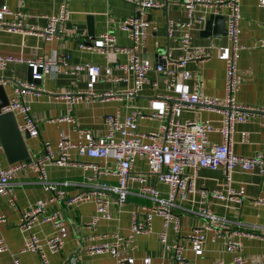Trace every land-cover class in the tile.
<instances>
[{
  "label": "crops",
  "instance_id": "1",
  "mask_svg": "<svg viewBox=\"0 0 264 264\" xmlns=\"http://www.w3.org/2000/svg\"><path fill=\"white\" fill-rule=\"evenodd\" d=\"M159 8H149L142 12V18L149 22L143 46L139 49L140 55L150 62H155L163 52H169L172 59L180 55L179 31L174 38L166 36V19L177 23L185 21L183 0H158ZM11 10H22L26 14L24 27L31 25L42 26L45 23L44 15L56 14L60 4H64L67 18L64 21L62 33L58 38L44 41L36 34L23 35L22 32H8L0 29V55L10 54L25 59L38 55L48 56L56 53L68 54L69 64L89 62L100 68L113 66L116 62H124V53L112 51L107 55L91 52L87 48H79L81 43L89 45L92 37L110 31L117 46H128L130 40L127 33L119 28V22L133 11L132 5L123 0H0ZM239 19L237 23L238 42L240 48L236 52V87L234 97L236 102L256 107H264V48L258 46V40L264 38V0H238ZM225 9H220L224 16ZM210 14L207 15V18ZM8 18V17H6ZM204 24L195 25L189 31V39L193 45L203 48L202 61H189L185 68L191 73H197L202 79L200 87L202 93L210 98H221L224 94V58L228 52V44L220 34L213 33L212 29L220 26L212 23L210 30L204 32ZM224 26V23H223ZM91 31V34H88ZM27 68L21 62H10L0 76L8 79L2 87L3 96L7 101L12 95V80L20 79L28 82ZM121 73L112 69L106 77L102 72L90 76L86 72L75 74L50 73L41 80L30 81L33 88L23 93L22 97L29 106L30 114L36 124L37 135L23 139L30 159L37 158L42 152V142L48 141L52 149L57 148L60 135H67L73 143L86 142L87 135L99 138L106 132L104 117L116 114L119 120L133 109H139L143 118L136 121V130L145 132L154 130L159 121L152 115L160 106L161 95H175L177 90H190L193 79L178 80L174 88L165 87V77L153 70L147 72V83L136 94H128L131 88V77L114 80ZM153 85H152V83ZM41 89V90H40ZM65 91L73 96L76 93H85L84 99L76 100L72 104L71 112L67 111ZM100 95L92 97L90 95ZM72 118V122L65 119ZM15 120L19 116L14 114ZM220 114L213 109H197L182 107L179 115L181 121L185 119L206 122L214 127L220 124ZM117 136V135H116ZM209 142H218L217 132L207 135ZM264 116L258 115L254 119L246 120L234 125L231 150L236 155L250 156L263 145ZM70 160L80 163H94L101 169L109 171L113 167L110 158H92L80 155L75 149L70 150ZM0 164L6 167L4 152L0 147ZM131 171L145 177V183L154 186L161 194L167 186L147 175V166L143 159L136 158ZM46 176L50 181L65 182L61 186L64 196H72L88 182L87 177L93 175L91 169H82L77 164L67 166H45ZM190 174L191 169L185 168ZM192 179L193 190L188 192L186 200L179 203L172 211L180 218L178 232H174L171 225L165 228L166 243L177 242L183 246V256L187 264H232L236 253L227 251L214 231L204 233V242L198 245L186 239V235L193 227L201 222L197 209L206 205L213 213L223 216L227 220L229 232H236L233 238H238L241 244L240 254L244 259L241 264H264V206L254 205L249 200L264 194V173L255 169L240 170L235 168L231 172V187L240 192L243 201L237 205L232 202H222L206 198L203 203L199 198L198 190H223L224 176L219 167L214 169L198 168ZM97 181L108 184L114 183L111 174L99 173ZM12 193L15 199V209L12 208L7 197L0 195V214L6 216V223L0 225V233L7 250L0 253V264H41L37 254L21 252L20 247L24 238L18 224L21 211L37 200L50 196L38 183L36 173L29 168L15 171L10 179ZM128 195L123 205L110 203L106 212L97 221L95 233L98 238L88 239L89 230L85 227L86 221L94 213L93 204L81 202L66 205L62 199H56L46 205L47 212L56 211L57 219L62 226L52 223L34 225L31 229L39 238L57 234L62 240L59 251L46 252L49 264H113L108 253H87L85 248L94 242H110L115 234L126 235L130 225L131 212L136 210L138 220L146 219L150 222L151 231L148 234H136L132 237L129 247H122L119 253L131 258V264H175L172 253L166 250L159 242L157 234L162 230L161 219L151 212L140 207L150 201L137 195L138 181H129ZM251 233V236L241 233ZM72 260V261H71Z\"/></svg>",
  "mask_w": 264,
  "mask_h": 264
},
{
  "label": "built area",
  "instance_id": "2",
  "mask_svg": "<svg viewBox=\"0 0 264 264\" xmlns=\"http://www.w3.org/2000/svg\"><path fill=\"white\" fill-rule=\"evenodd\" d=\"M132 5L133 11L119 22V28L127 33L130 40L128 46H117L113 34L104 30L92 37L88 46L79 43V48H87L107 56L111 51L126 55L124 62H116L113 66L103 68L89 62L69 64L68 54L38 55L32 58H22L10 54L0 55V70H4L10 62H21L27 70H30L32 79L41 80L50 73L75 74L86 72L90 76L99 75L102 72L108 77L112 69L121 74L115 77L126 80L131 77V88L128 94H136L147 83V72L153 70L165 77V87L172 89L178 80L192 78L190 90H177L175 95H161V106L156 113H152L159 123L154 130L139 132L136 130V121L143 118L144 114L139 109H133L123 120H119L116 114H108L104 117L106 132L99 138L87 135L86 142L73 143L67 135L62 134L57 140V148L52 149L48 141L42 142V152L29 163L15 162L6 167L0 164V195L7 197L8 202L15 209V199L11 189L10 179L15 171L21 168H29L37 176L41 187L49 192L46 199L37 200L21 211L19 230L24 233L20 247L21 252L37 254L41 264H49L46 252L54 253L60 250L63 240L57 235H49L39 238L31 231L34 225L52 223L57 227L62 226V221L57 219L56 211L47 212L46 205L56 199H62L66 205L90 202L93 204L94 213L86 221L85 227L89 230L88 239L96 240L95 233L97 221L106 212L110 203L121 206L125 203L129 181H138L137 195L150 201L140 208L158 216L162 221V230L157 234L159 242L166 250L171 251L175 264H187L183 256V246L177 242L166 243L165 228L168 224L174 232H178L180 218L172 209L186 200L188 192L193 190L192 179L198 168L214 169L219 167L224 176L223 190L197 192L201 203L206 198L216 199L222 202H232L239 205L243 197L239 191L231 187V172L233 169L252 170L264 173V139L262 147L250 156L236 155L231 150L234 125L246 120L254 119L258 115L264 116V107H256L236 102L234 93L236 87V52L241 47L238 42L237 23L239 19L238 0H183L182 7L185 11V21L177 23L172 19H166V36L174 38V33L179 31L178 41L181 50L175 59L169 52L161 53L155 62H150L140 55L139 49L143 46L144 38L149 27V22L142 18V12L149 8H159L158 0H123ZM224 8L225 40L228 44V52L224 58V94L221 98L205 96L200 87L202 79L197 73H191L185 66L189 61H202L204 59L203 48L193 45L189 39V31L195 25H202L208 14H219ZM8 17V18H6ZM26 14L22 10H11L5 4L0 5V29L8 32L21 31L23 35L36 34L44 41L58 38L63 29L67 13L64 4H60L56 14L44 15L45 23L42 26L31 25L24 27ZM258 46L264 48V38L258 40ZM8 79L0 76V85H4ZM12 95L1 111H11L19 116L16 121L17 128L28 137L37 135L36 124L30 114L29 106L23 99V93L33 88L32 83L24 80H12ZM152 83V82H151ZM153 85V83H152ZM41 90V89H40ZM67 111L71 112L72 104L79 99H84L85 93H76L71 96L65 91ZM92 97L100 95L90 93ZM182 107L197 109H213L220 114V124L214 127L206 122L179 119ZM68 121H73L68 115ZM217 132L218 142H209L207 135ZM117 135V136H116ZM75 149L78 154L92 158H110L113 167L109 171L101 169L94 163L72 162L70 150ZM143 159L147 166V175L153 176L157 181L165 184L167 190L161 194L154 186L145 183V177L131 171L133 161ZM77 164L82 169H91L93 175L87 177L88 182L83 188L72 196H64L61 186L65 182L50 181L45 172V166H67ZM191 169V173H185L184 169ZM99 173L111 174L114 183L108 184L97 181L95 176ZM250 203L264 206V194L249 200ZM201 222L190 229L186 239L198 245L204 242V233L214 231L221 239L223 247L236 253L232 264L244 262L240 254L241 244L238 238H233L234 233L227 229V220L223 216L216 215L206 205L197 209ZM6 223V216L0 214V225ZM151 231L150 222L146 219L138 220L136 210L131 212L130 225L126 235L115 234L110 242L92 243L86 246L85 252L108 253L113 259V264H131V258L119 253L122 247H129L132 237L136 234H148ZM264 237V227L262 229ZM251 236V233H241ZM7 250L6 243L0 233V253ZM72 261V260H71ZM72 264H76L73 263ZM154 264H162L157 262ZM217 264H222L218 262Z\"/></svg>",
  "mask_w": 264,
  "mask_h": 264
},
{
  "label": "water",
  "instance_id": "3",
  "mask_svg": "<svg viewBox=\"0 0 264 264\" xmlns=\"http://www.w3.org/2000/svg\"><path fill=\"white\" fill-rule=\"evenodd\" d=\"M225 17L220 14H210L205 20L204 32L210 30L211 24L220 23V26H215L211 31L220 34L225 39V28L223 26ZM91 34V31H88ZM26 80L36 81L31 78L30 70H27ZM2 87L0 86V147L2 148L8 164L15 162L29 163L30 157L24 143L23 135L17 128V123L14 114L11 111H1L2 107L7 104L6 97L3 96ZM27 136V134L24 133Z\"/></svg>",
  "mask_w": 264,
  "mask_h": 264
}]
</instances>
